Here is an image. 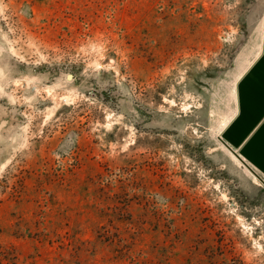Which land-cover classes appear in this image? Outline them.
<instances>
[{
    "label": "rangeland",
    "instance_id": "1",
    "mask_svg": "<svg viewBox=\"0 0 264 264\" xmlns=\"http://www.w3.org/2000/svg\"><path fill=\"white\" fill-rule=\"evenodd\" d=\"M263 42L264 0H0V264H264Z\"/></svg>",
    "mask_w": 264,
    "mask_h": 264
},
{
    "label": "crops",
    "instance_id": "2",
    "mask_svg": "<svg viewBox=\"0 0 264 264\" xmlns=\"http://www.w3.org/2000/svg\"><path fill=\"white\" fill-rule=\"evenodd\" d=\"M260 57H262V60L258 63V65L262 66L264 83V44L263 50L259 52L256 58V62L258 61V59H260ZM249 75H251V72L249 73ZM248 90H253V88H248ZM240 91V97L241 100H243L244 86L242 87L240 85ZM249 97V105L250 107L254 108L253 113L252 111L246 112L244 110L239 121L241 124H245L247 120L248 126L243 125V127L239 129V132L237 134L231 132L232 135L230 139L232 140L233 144L239 147L240 154H242V156L246 158L247 162L252 165V167L257 172L263 174L264 176V97L262 100H258L257 97H254V95L252 96L250 94ZM245 128L246 131H244Z\"/></svg>",
    "mask_w": 264,
    "mask_h": 264
},
{
    "label": "water",
    "instance_id": "3",
    "mask_svg": "<svg viewBox=\"0 0 264 264\" xmlns=\"http://www.w3.org/2000/svg\"><path fill=\"white\" fill-rule=\"evenodd\" d=\"M72 75H69L68 77L70 78Z\"/></svg>",
    "mask_w": 264,
    "mask_h": 264
}]
</instances>
